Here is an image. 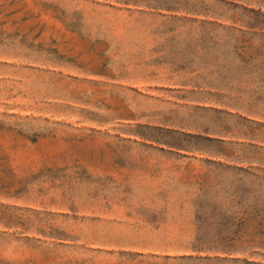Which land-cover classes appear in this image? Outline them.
<instances>
[{"label":"rangeland","instance_id":"374dc122","mask_svg":"<svg viewBox=\"0 0 264 264\" xmlns=\"http://www.w3.org/2000/svg\"><path fill=\"white\" fill-rule=\"evenodd\" d=\"M259 165L264 0H0V264H264Z\"/></svg>","mask_w":264,"mask_h":264},{"label":"crops","instance_id":"0c3cea01","mask_svg":"<svg viewBox=\"0 0 264 264\" xmlns=\"http://www.w3.org/2000/svg\"><path fill=\"white\" fill-rule=\"evenodd\" d=\"M137 4H142L143 6H147V7H153L152 9H165V8H161V7H154L152 5H149V3L145 2V1H141V2H136ZM230 169L232 170H236L238 172H245V173H250L252 176H256L257 174H260L261 176H264V165H259L258 168L255 169H251V168H247V169H243L242 167H230Z\"/></svg>","mask_w":264,"mask_h":264}]
</instances>
